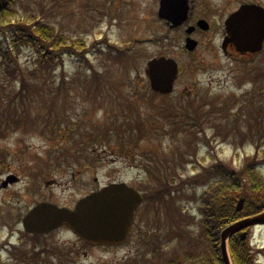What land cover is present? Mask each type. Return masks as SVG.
I'll return each instance as SVG.
<instances>
[{"label": "rangeland", "instance_id": "rangeland-1", "mask_svg": "<svg viewBox=\"0 0 264 264\" xmlns=\"http://www.w3.org/2000/svg\"><path fill=\"white\" fill-rule=\"evenodd\" d=\"M248 2L264 6V0H194L192 19L204 18L210 28L207 32H198L195 35L198 46L193 54H188L183 49V33L170 31L164 21L157 18L158 0H21L16 5L20 15H37L66 36L83 39L88 45L103 39L117 45L133 43L128 59L125 60L124 57L116 61L118 64L90 56L92 65L102 73L100 84L114 87L116 94L111 97L108 94L100 96L97 104L96 100L77 97L82 93L75 92L77 98L73 96L62 99L66 103V110L59 109V104L63 101L46 102L44 98L51 95H43L40 101L32 102L25 109L27 123L24 127L18 131L9 130L8 135L0 137V180L9 172L19 177V182L7 189L0 188V260L3 264H128L131 257L134 258V264H141L143 259L148 260L151 256L152 246H159L161 257L164 259L173 254L176 262L182 261L185 255L195 251L204 252L206 244L200 234L199 216L196 212L199 204L192 203L189 196H199L202 193L204 189L200 180L204 181L205 174L201 175L203 179H199L198 187L180 192L174 190L170 196L173 198V208L170 209H173L174 221L176 207L182 214V219H177V223H171L169 219L171 225H168L164 215H157L156 208H153L150 214L139 217V222L143 221V230L159 227L162 234L158 236V242L152 237L139 240V246L145 249L144 252L139 247L134 250L131 242L133 238L125 246L110 251L87 247L65 229L34 240L22 230L20 220L22 215L39 201L72 204L79 196L110 179L136 182L143 179L146 184L151 181L154 189L158 182L151 177L146 179L143 173H138L135 169L115 168L117 164L123 163L115 162L118 158L113 161L115 166H108L106 170V162L115 158L114 154L109 153L111 150L106 153L108 159L105 157L104 163L100 165L91 164L90 158L81 156H75L68 162L62 161L61 165H97V168L95 172H86L81 179L73 182L65 178L60 179L59 170H52L55 164H59L55 161V156L59 152H65L61 149L59 131L52 133L46 126L43 127L44 130L40 128L44 122L59 119V111L68 112L65 115L68 116L66 120L74 118L73 122L76 120V114H83L85 118L81 123L82 129L76 133L77 140L81 137L80 142H85L95 130L102 129L104 125L119 127L124 116L144 119L154 114L160 119L168 109L179 108L180 105L174 103V98L150 99L147 93L140 90L142 85L148 84L146 62L151 57L160 55L171 56L179 63L181 73L178 84L192 85L195 94L188 109L191 116L199 103L208 100L212 102L205 109L211 112L210 120L205 124L208 141L205 145L192 141L190 145L189 134L192 129L188 127L185 128L188 131L181 130L160 138L153 133L143 137L136 150L133 147V151H127L130 158L127 163L136 164L142 157L150 170L155 173L162 172L163 179L172 176L173 171V179L192 178L203 169L202 166L213 164L217 159L237 169L246 160L251 159L246 157L257 153L254 156L258 157L255 158L258 159L260 171L264 175V76H261L264 74V46L259 55L242 59L235 55L224 56L220 51L221 40L225 34L224 19L240 4ZM157 37L163 40L159 41ZM134 39L137 41L134 42ZM23 52L19 64L23 70H30L33 68L31 52ZM46 75L49 83L36 88L51 90L62 80L65 82L63 88H78V91L87 87L88 85L83 84L89 82L86 67L67 56L63 67L58 66V70ZM18 86L15 81L7 79L0 66V107L20 105L15 96ZM135 86H138V89H135L137 98L130 99L135 101L139 116L137 113L129 114L125 106L118 105L131 97ZM92 101L95 102L94 105ZM220 102L228 108L223 109ZM53 104L57 108L49 110L48 107ZM40 105L43 106L40 108ZM206 118L207 116L204 117ZM93 145L90 147H96L98 153L102 151L100 144ZM41 169L45 170L43 178L39 175ZM94 176L98 181L96 185L92 182ZM50 180H58L61 185H48L46 181ZM189 215L195 216L193 222L183 220V217ZM248 237L253 250H262L257 258L258 264H264V225L253 227ZM8 242L13 244L7 246ZM12 246L15 248L12 249ZM43 246L51 252L33 262L30 258L33 252ZM152 261L153 259L149 262Z\"/></svg>", "mask_w": 264, "mask_h": 264}, {"label": "trees", "instance_id": "trees-1", "mask_svg": "<svg viewBox=\"0 0 264 264\" xmlns=\"http://www.w3.org/2000/svg\"><path fill=\"white\" fill-rule=\"evenodd\" d=\"M20 1L0 0V66L7 79L19 85L15 96L20 103L40 101L43 95H51L44 98L46 102L66 99L59 97L60 94H66L65 90L59 89V84L64 83L62 80L52 90L36 88L49 83L46 74L58 70V66L62 67L66 56L84 65L89 72V82L83 85L96 86H102V74L87 61L88 54L112 64H118L116 61L124 58V53L118 46L105 39L88 45L83 39L66 36L37 15H20L16 10ZM24 50L30 51L33 59V68L25 69L26 73L19 64ZM93 92L99 94L100 90ZM86 94L93 93L86 91ZM220 104L223 107V103ZM55 108V104L48 107L49 110ZM3 110L0 113V136H5L9 130L24 127V112L10 106ZM145 125V121L137 122L129 124L127 129L129 133H133ZM255 157L257 156L246 160L238 169H233L224 162L205 169L204 181L200 183H205L206 186L200 197V226L206 248L203 253L186 258L187 264H221L217 250L220 231L240 218L264 210V176L257 170L258 159ZM198 181L193 183L198 184ZM186 185L191 186V183ZM240 197L244 198V203L242 209L236 211V202ZM229 248L233 264H254L248 242L241 240L238 234L230 238Z\"/></svg>", "mask_w": 264, "mask_h": 264}, {"label": "water", "instance_id": "water-1", "mask_svg": "<svg viewBox=\"0 0 264 264\" xmlns=\"http://www.w3.org/2000/svg\"><path fill=\"white\" fill-rule=\"evenodd\" d=\"M187 0H160L158 16L172 23L181 24L187 17ZM198 26L206 30L208 25L199 20ZM228 43L234 44L239 52H255L261 48L264 38V8L256 4H244L229 15L225 21ZM193 27L186 32L191 33ZM196 42L187 38L186 48L192 50ZM177 68L172 59L160 57L148 63V76L152 89L168 92L171 89ZM7 183L4 182L3 185ZM139 198L123 185L103 188L81 199L74 210L40 203L24 218L23 226L29 232H47L62 223H67L84 240L94 243H119L125 240L133 210ZM242 200L239 201V205ZM240 208V206L238 207ZM264 222V213L241 220L225 228L220 234V249L224 264H229L225 241L234 232L250 225ZM244 237V234H242Z\"/></svg>", "mask_w": 264, "mask_h": 264}, {"label": "flooded vegetation", "instance_id": "flooded-vegetation-1", "mask_svg": "<svg viewBox=\"0 0 264 264\" xmlns=\"http://www.w3.org/2000/svg\"><path fill=\"white\" fill-rule=\"evenodd\" d=\"M186 89H187V86H183L179 92H175L176 96L180 99H184L187 96H190V91L189 90L186 91ZM132 96H135V95H132ZM77 125H78V123H70L69 121H62V127L63 128L61 131H59V137L60 138L70 137L72 135L73 131L76 129ZM117 167L125 168L126 166L121 165V166H117ZM117 172H120V171L117 170ZM94 181H96V180H94ZM110 183H116V181L115 180H109L107 183L102 184V186H105V185L110 184ZM91 191H94V189H91L88 192H91ZM90 246H94V245H90ZM98 247L102 248V249H109V248H113L114 246H98Z\"/></svg>", "mask_w": 264, "mask_h": 264}]
</instances>
